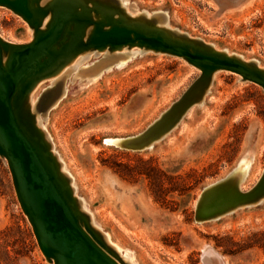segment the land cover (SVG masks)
Instances as JSON below:
<instances>
[{
    "label": "rangeland",
    "instance_id": "374dc122",
    "mask_svg": "<svg viewBox=\"0 0 264 264\" xmlns=\"http://www.w3.org/2000/svg\"><path fill=\"white\" fill-rule=\"evenodd\" d=\"M116 2L132 18L144 14L169 33L202 39L264 68V0H244L224 11L216 0ZM33 34L26 20L0 5L1 40L23 44ZM201 73L184 58L138 47L85 52L40 82L27 101L30 138L42 153L50 152L70 185L80 224L120 264H216L220 258L264 264V198L213 220L195 219L207 185L236 178L210 200L205 215L215 216L235 191L252 188L264 172L260 85L216 71L162 119L150 139L167 135L151 148L103 142L143 131ZM0 264H53L39 247L1 155Z\"/></svg>",
    "mask_w": 264,
    "mask_h": 264
},
{
    "label": "water",
    "instance_id": "95a60500",
    "mask_svg": "<svg viewBox=\"0 0 264 264\" xmlns=\"http://www.w3.org/2000/svg\"><path fill=\"white\" fill-rule=\"evenodd\" d=\"M216 1L224 11L244 0ZM0 5L20 15L34 31L33 40L28 43L12 44L0 39V155L8 163L18 200L33 227L39 247L53 264H120L80 224L75 206L69 199L70 185L61 178L50 152L42 149L43 155L30 138L31 112L28 113L26 104L34 89L43 80L58 75L85 52L104 50L113 53L138 47L141 51L184 58L202 73L181 98L143 131L103 139L108 145L142 151L167 135L150 139L162 119L185 103L201 79L216 71L227 70L264 89V68L256 61L243 60L236 53L230 55L224 50H216L212 44L207 46L202 39L173 30L169 33L145 20L144 14L141 18H132L120 10L116 0H0ZM2 46L8 51L5 58ZM110 139L123 142L110 144L107 142ZM223 178L225 176L201 191L196 201V221L213 220L263 200L264 172L250 190L240 193L245 202L226 211L219 209L216 212L220 213L215 216L205 215L216 190L229 183V178Z\"/></svg>",
    "mask_w": 264,
    "mask_h": 264
},
{
    "label": "bare ground",
    "instance_id": "6f19581e",
    "mask_svg": "<svg viewBox=\"0 0 264 264\" xmlns=\"http://www.w3.org/2000/svg\"><path fill=\"white\" fill-rule=\"evenodd\" d=\"M46 23H47V21L44 23V26L46 25ZM227 178H229V182L236 180V178L234 176L225 177L222 180H225ZM220 188H218V189H220ZM248 190H250V189L237 190V191H235L234 196L231 197V199H232L231 200V203H229L228 205H226L225 207L220 208V209L223 210V211H226V210H229L231 208H234V207L242 204L243 202H245V199L240 195V193L241 192H246ZM218 213H220V211L219 212H216L215 215H217ZM214 261L216 262V264H226V262L224 260H222L221 258L219 260L214 259Z\"/></svg>",
    "mask_w": 264,
    "mask_h": 264
}]
</instances>
